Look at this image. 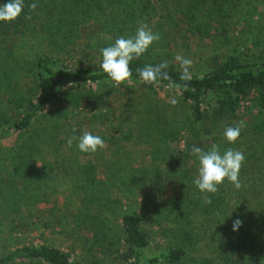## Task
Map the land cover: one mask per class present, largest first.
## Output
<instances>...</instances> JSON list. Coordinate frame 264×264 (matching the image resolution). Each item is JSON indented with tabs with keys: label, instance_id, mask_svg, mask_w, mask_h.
<instances>
[{
	"label": "trees",
	"instance_id": "trees-1",
	"mask_svg": "<svg viewBox=\"0 0 264 264\" xmlns=\"http://www.w3.org/2000/svg\"><path fill=\"white\" fill-rule=\"evenodd\" d=\"M32 3L35 10L28 7ZM152 10L150 0H25L17 19L0 22V264H260L264 259V145L245 157L242 187L225 180L208 194L210 204L193 184L198 161L191 151L216 144L217 127L251 95L264 111V63L230 58L204 73H190L188 81L170 64L166 71L180 85L179 115H168L163 104L152 105L141 92V101L128 97L127 115L117 116L109 95L117 87L100 68L101 49L135 35ZM169 19L167 29L174 32L170 28L178 23ZM166 38L130 63L133 75L120 86L168 85L142 83L136 73L163 62L147 52L166 50ZM210 95L215 104L208 110ZM102 102L107 112L95 111L85 122L98 130L117 125L107 146L129 144L138 129L135 156L120 157L106 174L98 171L96 153L84 155L75 141L67 147L68 138L85 131L78 115ZM184 128L189 133L181 146L176 135ZM140 142L148 146L145 160L136 155ZM43 144L55 162L62 155L56 168L71 182L70 193L40 189L53 169L42 158ZM237 219L242 225L233 231ZM144 222L156 237L168 239L165 252L142 256L150 244Z\"/></svg>",
	"mask_w": 264,
	"mask_h": 264
},
{
	"label": "rangeland",
	"instance_id": "rangeland-1",
	"mask_svg": "<svg viewBox=\"0 0 264 264\" xmlns=\"http://www.w3.org/2000/svg\"><path fill=\"white\" fill-rule=\"evenodd\" d=\"M150 1L153 5V10L147 24L154 33H159L160 39L167 37L169 44L166 50L165 48H155L157 49L156 53L152 52L154 49L152 47V50L147 52V56L163 61L167 60L169 65L173 64L176 69L180 70L175 57L181 55L192 60L190 73L196 74L204 73L212 65L227 62L230 58H235L237 61L246 64L260 65L264 63V0ZM169 16H172L178 23L175 28H170L174 32H170L167 29L168 21H170ZM164 42L165 39L163 40ZM21 49L25 51V48ZM102 91L104 92L105 90ZM112 91L109 94L110 96L112 95L110 103L117 116L123 117L127 115L128 109L123 105L124 102L128 97L135 98L138 102L141 101L140 98L137 99V96L142 95L141 92L149 96L152 105L163 104L168 115H172L173 111L174 115H179L181 110L178 103L173 106L168 102L169 97L176 96L178 99V95L176 91L168 90L167 87L154 85L150 88L129 89V87L118 86ZM253 98L254 95H251L245 103L240 105L231 120L225 122V125L217 127L219 132L216 144L220 147L221 152L228 148H233L243 152L246 157L248 154L254 153L256 149H262L264 145V111L261 112L254 106ZM207 100L209 104L206 108L211 110V107L215 104L214 95H210ZM103 104L102 102L101 107L103 108L99 107V109L88 110L89 108L86 107L85 114L81 113L78 117L83 118L82 121L86 123V119L89 118V115L94 114L95 111L107 112L109 107L108 105L104 107ZM129 117H133L132 120H134L135 115L131 113ZM240 120L246 122V127L242 129L239 139L234 144H229L223 137L224 129L228 126H234ZM86 124L85 131H89L93 135H99L105 143L111 139L117 129V125H112L111 123H107V126H104L101 130H98L97 127L92 129V126L88 123ZM184 129L179 130L176 135L177 143L181 146L187 139L186 133H189L188 128ZM137 130L135 127L129 144L122 143L113 149L111 146H107L106 143L103 149L95 152L93 159L98 166V171L106 174L111 171L108 165H111L120 157L133 155L131 149L134 147L133 142H138L136 138ZM1 134H3V131H0ZM141 144L143 143L140 142L139 146H137L139 153L137 152L136 155L139 154L145 160L146 156H148V146ZM42 148L43 160L48 164L50 162L53 163V169L50 170L48 178L41 182L42 187L40 189L52 191L53 195H55V192L59 193L56 195L70 193L73 190L71 182L69 179L64 178L61 169L56 168L57 164L60 167L63 160L62 155L55 162V156H52L51 152L46 151L48 146L43 144ZM57 151L59 152V150ZM86 154L84 153V155ZM100 154L103 156H100ZM114 170H118V168ZM62 201L64 202L63 199ZM147 225V222L142 223V228L149 234L150 244L142 251V256L151 257L165 252L169 246L168 239L161 236L156 237V233Z\"/></svg>",
	"mask_w": 264,
	"mask_h": 264
},
{
	"label": "clouds",
	"instance_id": "clouds-1",
	"mask_svg": "<svg viewBox=\"0 0 264 264\" xmlns=\"http://www.w3.org/2000/svg\"><path fill=\"white\" fill-rule=\"evenodd\" d=\"M24 7L25 0H8L7 3L0 4V22L14 21L21 15ZM28 7L30 10H35L37 4L32 3ZM159 39V33H154L147 23L138 22L135 35L127 38L121 36L112 45L101 49L102 62L100 63V68L107 75L109 81L113 83V86L118 87L132 77L133 73L130 63L144 55L153 42L159 41ZM175 61L180 68V80L188 81L190 79L192 60L177 55ZM168 67L169 61L165 60L155 66L146 65L143 68H137L136 73L142 83L155 84L157 81L166 80L169 81L166 86L167 89L176 91L180 85H176L171 81V77L166 71ZM73 86L72 84L68 85V87ZM184 87L186 88L187 84ZM177 95H179V92H177ZM168 102L175 106L179 101L176 96H172L168 98ZM245 127L246 122L240 120L234 126L226 127L223 137L229 144H234ZM74 141L77 142L78 149L84 153H95L105 147L104 140L99 135H93L89 131H84L79 137L71 136L68 138L67 147L71 148ZM191 151L198 161L197 174L193 184L204 194L201 197L204 203H211L208 194H215L219 185L223 184L225 180L237 190L242 187L239 180V172L245 161L243 152L233 148H228L221 152L217 144H212L208 150L193 146ZM241 225V220H235L233 222V231L238 230ZM260 264H264V259L261 260Z\"/></svg>",
	"mask_w": 264,
	"mask_h": 264
}]
</instances>
